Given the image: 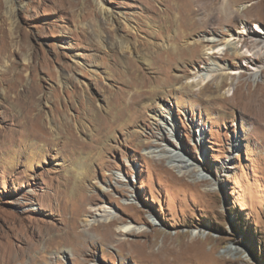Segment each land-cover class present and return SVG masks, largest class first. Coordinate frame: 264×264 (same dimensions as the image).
Segmentation results:
<instances>
[{"label": "rangeland", "instance_id": "rangeland-1", "mask_svg": "<svg viewBox=\"0 0 264 264\" xmlns=\"http://www.w3.org/2000/svg\"><path fill=\"white\" fill-rule=\"evenodd\" d=\"M101 1L129 24L107 21L97 0H0V249L14 246V264H32L25 247L18 249L24 243L39 259L34 264H165L162 254L147 261L130 241L156 238L152 249L159 251L168 235L179 247L169 264H264V118L237 104L264 85V71L253 75V67L264 70V57L249 64L248 56L223 60L216 53L230 66L226 81L217 88L220 80L211 76L188 89L187 82L201 80L194 65L204 66L202 49L173 50L211 29L223 41L245 25L264 28V0H215L222 9L230 4L234 19L222 13L194 19L192 0ZM119 36L132 47L125 49ZM134 68L153 79L150 87H131V75L123 74ZM154 86L175 133L153 118L158 103L149 96L136 104L137 121L126 110L111 126L112 100L121 97L119 107H126L137 101L135 91ZM21 93L37 98L31 113L18 104ZM166 147L197 174L150 153ZM93 205L110 207L136 231L102 240L109 230L92 217ZM90 216L99 230L83 226ZM76 220L85 235L68 251L47 249L33 235L43 238L53 225L64 232ZM193 233L206 254L190 246Z\"/></svg>", "mask_w": 264, "mask_h": 264}, {"label": "bare ground", "instance_id": "bare-ground-1", "mask_svg": "<svg viewBox=\"0 0 264 264\" xmlns=\"http://www.w3.org/2000/svg\"><path fill=\"white\" fill-rule=\"evenodd\" d=\"M189 1H191V0H189ZM200 1H203L204 3L199 5L198 2H200ZM70 5L71 6L73 5L72 2H70ZM97 5H98L100 11L104 13V16H106L105 18L107 19V21H110V22H113V23L119 24V25L122 23H128L129 24V20L127 18H121V16L118 13H115V11L112 8L105 6L101 0H97ZM229 5L226 4V7H224L225 9H222L220 7H216L215 0H192L191 5L188 9V11H189L188 15L192 16L195 19L196 16L201 14V13H206L208 15H214V13H222V14H226L227 16L229 15L230 19H234L236 17V15L231 16L230 14H228L231 11L230 10L231 8ZM174 9H175V7H174ZM176 15H174V17ZM174 17H172V18H174ZM221 17H223V19H224V16H221ZM174 19H176V18H174ZM204 20H206V19H204ZM224 21H222V23ZM203 22H205V21H203ZM186 24H187V22L184 25H186ZM119 25H118V27H119ZM219 25H221V24H219ZM131 26L132 25L130 24V27ZM131 28H133V26ZM243 28L244 29H242L238 32L239 34H235V35L232 34L234 37V38L231 37L232 39L230 38V39H225L222 41L221 38H218V35H219L218 30L211 29L207 33L208 35L205 34V36H203V38H201V39L186 40L185 44L181 47L178 44H177L178 46L175 44V46L173 48L175 55H177V53H178L177 49H178V51H181L182 53H185V52L191 50L192 47L195 49V51L200 50V48L202 49L201 50L202 55L199 56L198 59H200L201 61H204L205 64H204V66L196 65V63L194 65L195 73L201 74V78H200L201 80L196 81V82L195 81L187 82L185 84V88H188V89L193 88V86L199 85L202 81H206L211 76L213 77V79L218 78L220 80V82L217 83V88H219L222 85V83L224 81H226V79L228 78V75H229V72L227 71V69H229L230 66L227 67V65H228L227 63H224V62L222 63L220 58L214 57V55L216 53H221L222 57L221 56L220 57L223 60L235 59V61H236V60H240L242 57L248 56V58H246V59L248 60L249 64H254L255 62L258 61V59H261L264 57V28L259 23H256V27L253 29H251L250 27H248L246 25ZM215 34H217V36ZM187 35H188V33L186 31L185 33H182L179 36L181 38L185 39V37ZM119 37H120V40L123 43L125 49H130L132 47L129 44V42L125 36H119ZM177 39H178V37H177ZM102 40H103V37L101 38V41ZM175 43H176V41H175ZM169 50H170V48H169ZM230 65H232V63H230ZM253 69L255 70L254 74H253L254 77H257L258 71H261V72L264 71L263 67H261L259 69L257 67L256 68L253 67ZM125 74H128L129 76L131 75L130 76V78L132 79L131 83H130L131 87L136 88L139 86L142 89H144L145 87H150V85L153 83V79H149L147 76H145L144 74L141 73V70L136 69V68L131 69V72L129 70L128 72L124 73L123 75H125ZM195 76L196 75H193L192 77H195ZM202 84H203V82H202ZM179 89H181V88H179ZM207 89H208L207 86L204 89L201 88V92L206 93ZM131 91H133V90H131ZM159 93L161 94L162 91L160 92V90H158L155 86L151 90L135 91V93L132 96L134 97L135 100L137 99V101L125 104L126 107H119V102H120L121 97H119L117 99L115 98L114 100H112V103L110 104V106L108 108V115L111 116V120H110L111 126L119 124V122H117V120L119 121L120 119H123L124 112L126 110L130 111V113L132 114L131 115V117H132L131 122L137 121L138 118L141 116V114H140L139 110L136 108V104L140 99L145 98V97L147 98L149 96V97H154V99L158 103V106L153 113V118L157 121H160V120L163 121L164 124H166V127L164 126V128L167 129L169 132L175 133L176 132V124H175L174 119L171 116V110H170L169 106H167L162 101L163 97ZM31 94H32V92H31ZM217 97L218 96H216V97L214 96L213 98L219 100ZM219 97H221V96H219ZM16 99H17L18 104L20 103L21 106L23 108H25L30 113H31L32 109L34 108L35 102L37 101V98H35L34 95L33 96H30V94L22 95V93L20 95H17ZM229 102H230V100H229ZM234 104H236V103H234ZM237 104H239L245 110L252 113L255 117L258 116V117L264 118V85L258 84L257 87L252 92L249 93V97L245 102L239 101ZM226 105L230 106L232 104L227 103ZM117 110H118V113H117ZM260 111H262V113H260ZM62 127H63V125H62ZM40 128H41V126H40ZM69 128H70V126H69ZM150 153L151 154L155 153L156 156L157 155L166 156V158L171 159V162L173 163L174 167H176L177 169H179L180 172H183L185 174L195 175L198 172V170L196 168L192 167L193 164L190 163L189 160L185 159V157L181 153L176 151V149H171V148L166 147L161 151H152ZM93 201H95L94 197L91 198V202H93ZM89 211L93 214L92 217H94V219L97 220L98 218H102L105 220V223L103 224V226L107 227V229L109 230V233L107 235V238L106 237L102 238V240H104V241L113 242L115 239L117 240V238L115 236L118 234L119 235L120 234L125 235V234H129V233H134L136 231L135 226H133L131 223H126L123 220L124 218H122L120 216H116L115 214H113V211L110 207H107L104 205H93L90 207ZM145 212L146 211L143 210L140 213H141V215H143V214H145ZM92 217H91V219L88 217L87 218L85 217L86 219H84L83 226H86V228H87L88 226L93 224L92 228L99 230L98 228H101L100 227L101 223L94 225V223L92 222V219H93ZM73 223H74L75 227H70L69 229L65 230L64 232L61 231L62 229L53 225V226H46L45 230H43L44 231L43 238L35 230L33 232V235L37 238L39 237V242L41 241L47 249L56 250V252H58L62 249L65 251H68L67 250L68 249V243H71V242L74 243L75 241H78V240L81 241V240H83V237L85 235L84 231L79 232L77 229L80 226L79 221L76 220V221H73ZM116 224H118V226H117V228H114V226ZM142 232L139 231V233L138 234L136 233V234L138 236L143 235ZM193 235H195V233H193ZM193 237L194 238H192V239H194V240H191L190 246L193 245V247L197 249V252H195V254L197 256H199L201 252L203 254H206V252H204V250L201 251V248H200L201 246L199 247L196 244L197 240H198V238H196V235ZM121 239H123V238H121ZM168 239H169L168 235H166L164 237L163 246L159 249V251H153V249H152L154 247V245L156 244V238L152 239L148 244L141 243L138 240H134V242L130 241V244L138 245L141 248L140 254H142L143 256H146V257L149 256V257H147V259H148L147 261L153 260L154 258L156 260V258L162 254V255H164L165 264H169L170 261H169V259H167V257L170 255H174V253H179V249H178L179 247H176L174 244H173L174 246H172V244L169 242ZM7 244H6V246L2 247V249H0V264H14V262L17 260L16 254H15L16 250L14 249V246H12L10 243H7ZM123 244H125V241L124 242L120 241L118 244V247L121 249L122 248L121 245H123ZM188 244H189V242H188ZM24 245L25 246H23V245L19 246L18 249L25 247L24 255L29 257L32 264L38 262L39 259L38 260L36 259V256L32 253V250L30 249V246L27 243H24ZM186 247L188 248V246H186ZM26 249H30V250H26ZM230 250L235 251V254L239 253V249L237 247L230 248ZM151 256H153L152 259L150 258ZM187 257H189V256H187ZM192 258H193V254H192ZM161 259H163V258H161ZM56 260L58 261L57 258H56ZM221 260L222 261L224 260V262L226 261V259L223 257ZM160 262L162 263L163 261H160ZM193 262H195V261H193ZM188 263H189V259H188Z\"/></svg>", "mask_w": 264, "mask_h": 264}]
</instances>
